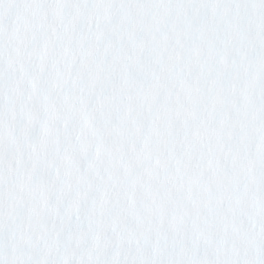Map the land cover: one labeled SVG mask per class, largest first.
I'll return each instance as SVG.
<instances>
[{
	"label": "snow or ice",
	"instance_id": "obj_1",
	"mask_svg": "<svg viewBox=\"0 0 264 264\" xmlns=\"http://www.w3.org/2000/svg\"><path fill=\"white\" fill-rule=\"evenodd\" d=\"M0 264H264V0H0Z\"/></svg>",
	"mask_w": 264,
	"mask_h": 264
}]
</instances>
